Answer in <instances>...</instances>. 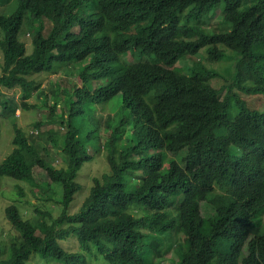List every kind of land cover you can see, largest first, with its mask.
<instances>
[{"label": "trees", "instance_id": "trees-1", "mask_svg": "<svg viewBox=\"0 0 264 264\" xmlns=\"http://www.w3.org/2000/svg\"><path fill=\"white\" fill-rule=\"evenodd\" d=\"M16 1L0 14V113L14 130L0 182H26L40 203L27 218L14 202L5 216L0 207V264H155L180 234L173 264H264V233L250 235L264 223V107L250 103L264 101V0ZM207 18H219L216 30ZM201 49L224 70L177 66ZM62 71L75 79L60 109L37 104L34 123L62 133L42 145L2 89H20L28 110L40 87L31 75ZM107 106L117 109L103 138ZM102 149L109 168L70 212L80 170Z\"/></svg>", "mask_w": 264, "mask_h": 264}, {"label": "rangeland", "instance_id": "rangeland-1", "mask_svg": "<svg viewBox=\"0 0 264 264\" xmlns=\"http://www.w3.org/2000/svg\"><path fill=\"white\" fill-rule=\"evenodd\" d=\"M17 7V1L11 0L10 2L0 3V14L4 13L5 15L11 14ZM211 21V22H210ZM218 19H214L213 21L207 18V26L211 30L217 29V24L219 22ZM47 29L50 27L49 22H45ZM21 39L25 42L27 49L31 50V42L32 36L29 33L21 34ZM207 52L206 49H201L196 55H187L184 59L178 61L177 66L188 67L193 64L194 61L201 60V62L209 64L211 67L216 68L217 70H222V63L219 62H209L207 60ZM2 50L0 49V73L2 72ZM74 72L77 71V68L73 67L72 69ZM224 70V69H223ZM35 79L37 82L40 83V87L38 90L32 93L31 98L29 99V104L31 107L28 110H24L21 107L22 101L24 102V98L20 92V89L13 88V89H2V96L3 99L9 103L15 109V114L17 115L18 123L34 132V140L39 142L42 145L46 144V138L51 132L62 133V128L59 124L54 123H43L39 128H36L34 123L38 122L39 119L44 117V110L41 109L40 106L43 101H46L50 106L53 104L55 105L54 111L59 110L60 106L63 101V97L65 91L63 88L69 89L71 87L72 82H74L75 75L74 74H65L64 71L59 72L57 74L51 72H41L39 74L31 75L30 79ZM212 82L217 85L219 84V79H213ZM58 101V104H57ZM250 103L254 106L264 107V101L260 98H252ZM58 105V106H57ZM116 109L113 106H107L106 110L97 112V116L102 117V123L100 124V134L104 138L105 135L109 134V127L107 125V120H110L114 116H116ZM6 115V111L0 113V162L3 158L11 151L12 149V138L14 135L13 125L11 120L8 117H4ZM45 120V119H43ZM32 132V131H30ZM50 148V152L52 158L54 159V163L60 164L62 162V154L59 148L53 147L50 144L48 145ZM234 152H236V148L234 147ZM105 149H102V153L96 157L90 163H87L79 172L78 174V181L82 184V190L79 192L76 197L74 203L71 205L70 212L76 211L79 206L81 205L83 199L87 195L90 185L93 181L95 176H101L103 172H105L109 168V163L107 159H105ZM171 156H174L171 153ZM178 159L184 156L183 152H180L175 155ZM20 187V188H19ZM23 194H21V192ZM16 203L21 211L24 214V217H32L35 214L34 206L35 204L40 203L37 195H35L34 191L31 190V187L22 181L13 180L11 178H4L0 182V207L1 213L5 216V210L3 208L11 203ZM45 207V205L43 204ZM202 212L205 215H209L212 213V206L206 202L202 203L201 205ZM57 212H55L56 214ZM0 215L4 217L3 215ZM1 217V218H2ZM264 220V216L262 217ZM3 228L5 229L4 234L9 235L11 224H9L7 219H3ZM1 231V229H0ZM264 233V223H262V227L254 228L250 235ZM176 240H172L170 237L166 240L163 244L160 245V248L163 250L162 254L159 257L155 258V264H173L176 261V258L173 257L175 252L173 249L175 248V244L182 242L183 234L175 235ZM77 240L75 238H71L69 242L65 243L66 246L72 247L74 245L77 248ZM246 251V249L244 250ZM172 256V257H171ZM174 260V261H173ZM159 262V263H158Z\"/></svg>", "mask_w": 264, "mask_h": 264}]
</instances>
